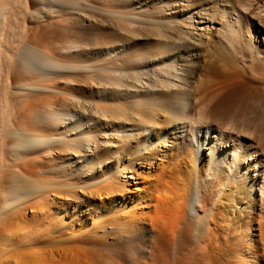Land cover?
Returning <instances> with one entry per match:
<instances>
[{"label": "bare ground", "instance_id": "obj_1", "mask_svg": "<svg viewBox=\"0 0 264 264\" xmlns=\"http://www.w3.org/2000/svg\"><path fill=\"white\" fill-rule=\"evenodd\" d=\"M9 1L0 0V28H2L1 26L5 21L6 10L13 0L10 3ZM183 1L176 0L167 4L164 8L167 10V14H170L167 20L165 19L167 23L169 21L174 22L175 14L179 10L183 11V8L188 9L198 6L195 0H186L187 3L195 2L189 6L184 5ZM52 2L61 8L64 2L71 5L77 1L53 0ZM78 2L76 5L80 4ZM50 5L52 4L50 3ZM109 10L111 11V9ZM208 10L211 11L209 13L210 17ZM208 10L197 7V10L188 16L190 21L188 23L184 22L186 25L190 24L193 31V22L197 23L199 27L203 28H201L204 31L202 33L190 32L184 38L182 36L183 31L178 28L181 24H175L174 26H170L172 23L166 24L175 30L176 36L182 41H178V43L181 42L178 48H173L169 43L170 48H167L168 51L164 48L166 52L164 51L165 53H162V55L184 49V54L176 60L173 59L174 61L169 60L168 62L164 60L158 66H155L150 74H148L150 70L148 72L147 70L140 71L139 73L122 71L125 68L144 66V64H140L142 60L132 61L125 58V64L123 63L121 66L120 63L118 65L114 62L111 63V66H106V69L118 68L120 70L117 73L113 72L114 74H107L106 78L101 75V78H105L103 82L107 81L108 77L110 80L108 86L106 85L107 89L102 92L100 90L98 94L104 96L103 98L111 94V100L119 99V94H122L123 97H128L125 102L121 104L100 103L99 99L101 100V98H97L98 101H95V99L89 100V96L86 98L87 96L82 93L77 98V105L78 103L81 105L78 106L79 109H74L73 114L71 111L66 112L67 110L63 111L62 114L48 113L52 115L50 117L53 118V121L42 119L43 124L45 123V126L43 125L44 130L41 128L38 132H25L24 130L23 132L20 130L21 128L18 129L20 127L19 121L14 124V127L9 128L7 126L6 130H3L4 132L0 131V137L5 140V144L10 139L9 145L7 144V148L3 151L4 155L7 154L6 150L11 153L15 151L14 155L16 156V153L20 150H31L43 146L47 149L48 154L51 149L57 148L59 145L61 155L66 157L68 155L65 154L71 153L76 156L75 153L71 152L69 145H79L78 140H84V147L78 153L80 156H85V158L79 159L80 161L76 158L75 162L81 164L83 160L86 162L88 157L90 159L87 162L92 160L90 166L86 165L88 166L86 167L87 171L82 172L83 174L80 175L81 177L84 176L85 179L72 176L65 169L59 168L58 163L53 162L50 168L37 167L35 164L30 165V168L25 172V176H18V174L4 175L5 170L3 173L0 171V264H126V261H129L130 264H264V246H262L264 244V224L259 221L260 217L255 212L258 197L262 198L264 196V159L261 158L260 153L262 151L259 152L257 146L251 143L248 146L241 145V153L236 152L234 158L232 155L228 160L227 155H225V152H228L227 149L218 150L216 144L226 142L225 146H227V141H232V139L229 135L230 130L226 128L220 130L218 134L215 131L213 133L209 128L210 121H208V118L211 117L214 110H218L217 107L220 106L219 97L222 92L227 90L221 81L212 77L216 71L213 73L211 66H208L211 77L207 73L209 75L208 84L203 87L199 99H195L193 96L189 97V84L193 82L196 71L200 69L202 63L206 60L202 61L201 55L205 43L203 36L208 34L205 30L210 23L213 24V22L219 21V18H215L214 12L220 14L226 12L223 6L219 10L218 5ZM206 15H208V18ZM23 19L21 20L23 21ZM241 22L244 23L238 15L231 16L229 21L226 22V28H220L225 30V48L228 49L230 58H233L237 51H241L242 54L245 52L250 53L249 47L242 42L244 34L239 27ZM22 25L24 23L21 24V27ZM158 30H161V28ZM14 33L13 35L19 37L20 33L16 34L15 31ZM167 34L169 35V33ZM22 35L20 38H22ZM160 36L162 38V34ZM18 37L16 38L20 42H16V38L13 40L11 37L12 42L18 43L16 47L11 48L9 44H7L8 49L0 47L2 50L7 49L9 51V56L6 57L3 53H0V72L4 71L3 74H5V77L1 75L2 78H5V81H2L3 79L0 77L2 79H0V83H5H2L4 86H0L3 87L1 89L3 92L12 87L16 91H28L31 89V85L26 84V80L29 79L28 76L39 74L44 78L43 76L49 70L47 69L49 68L47 67L48 64H46V62H49L41 59L39 54L41 52L38 53L34 46L30 45L29 40L25 41L23 39L24 41H21ZM0 41H2V38ZM8 41L10 40L8 39ZM4 50L0 52L5 53ZM1 54H3V58ZM162 55L160 54V56ZM155 56V58L154 55L146 58V64L151 65L153 61L160 58V56ZM230 63L232 64L230 67L232 66L234 71H237L238 69L233 65L234 62L230 61ZM250 63L255 69L260 67L256 61L254 62V59ZM60 67L62 66L60 65ZM149 75H152L151 79H147L146 76ZM91 77L88 78V83L91 84L93 80L94 85H98L95 78ZM172 80L177 82L173 83ZM25 81L26 83H24ZM34 86L36 87V85ZM193 89L194 87L191 93H193ZM91 97L94 98L95 96ZM35 101H40V99L33 102L35 103ZM34 103L29 105L31 109L37 107L32 106ZM89 107L90 111H87ZM85 110L88 112L86 118L83 117ZM49 111H46V113ZM72 115L76 118L69 117ZM224 121L227 122L228 120ZM66 123H69L67 128L70 131L63 129L59 132L60 140H58L59 137L55 139L58 135L56 137L52 136L53 131L47 132L54 129L56 127L54 125L60 124V126L64 125L65 127ZM29 126L31 125L29 124ZM71 126L73 127L71 128ZM194 126H205L207 128L203 134H196L194 138L196 143L189 140L186 135L187 131H193ZM31 127H29V130H31ZM239 137V134L234 137L235 143L230 142L231 147L233 145L235 147ZM103 139L107 140V146L112 144L110 150L101 151L99 149L101 146L98 148L97 143L100 140L103 141ZM76 140L78 143H76ZM90 143L93 145L92 150L90 149ZM103 143L106 144V141ZM56 145L57 147H54ZM163 145L166 147L171 146L176 149L175 152L185 154V157L188 156L195 164L197 163L196 156L200 150L199 162L195 172L189 179L184 180L183 175L185 172L182 173L181 167L175 166L178 165V160H167L163 164L162 162H156V159H163L162 156L160 158L156 154L161 151ZM88 149L92 151L91 154L88 153L89 151L87 152ZM175 152L170 153L173 155ZM204 155H206L205 159H203ZM173 156L171 159H173ZM36 157L35 159L38 158ZM67 159L70 162L74 160L71 156ZM116 159L119 160L117 164H115ZM33 161L37 162L34 159ZM95 161H97V164ZM210 161L217 165L216 171L212 181L205 185L203 181L205 168H207L206 166ZM44 162L48 163V160H44ZM85 162L82 164H85ZM233 162L236 163V169H231ZM136 164H141L142 166L138 167H142V169L137 170ZM224 164L227 165V169L229 168L230 171L222 167ZM8 165L11 164L8 163ZM96 165L100 166L103 172V175L98 178L95 177L94 171ZM143 165H147L148 168L144 169ZM113 166L116 170V177L113 173L115 171H111ZM10 169L8 168L5 172H9ZM2 174L4 175L3 179ZM133 174L140 177V181ZM119 176L127 177L128 183L131 181L130 178L132 181L135 179L132 182L135 189H127L125 187L127 183L120 180ZM3 182L4 184L7 183L6 186L2 185ZM258 186L259 189L257 190ZM221 188L220 196L215 197V194H219L218 191ZM79 190L84 191L87 195L86 201L89 212L93 209L96 214L91 227L81 233L73 227V224H76L75 218L64 223V217L67 214L66 209L72 201L77 199L75 194ZM81 202H85V200L82 199ZM261 203L264 206V202L261 201ZM259 206L262 207L261 204ZM26 208L29 212L26 218L29 222L26 223L29 225L25 226L26 229L23 226L26 236H7L12 234L10 232L12 227L20 219L25 218ZM256 215L258 218H256ZM255 220L259 224L260 234L258 236L253 234L251 230V225ZM261 220L264 221V219ZM93 226L96 229L105 227V235L101 234L102 236H99ZM147 239V248L143 253V250H139L137 246L141 242H146ZM65 242H68L67 247ZM128 242L132 243L130 249H127L125 245ZM73 246L78 247L77 252L74 251ZM127 250H131V252L128 253ZM52 251H54L53 255L57 256H55V260L48 258ZM67 256H69L68 260Z\"/></svg>", "mask_w": 264, "mask_h": 264}, {"label": "rangeland", "instance_id": "obj_2", "mask_svg": "<svg viewBox=\"0 0 264 264\" xmlns=\"http://www.w3.org/2000/svg\"><path fill=\"white\" fill-rule=\"evenodd\" d=\"M52 1L53 0L51 1L50 0H13L12 4L10 5L11 8L10 7L8 9L6 8L7 12L5 13V17H4L5 21L3 22V26H1L2 28H0V40L2 38V41H0V47L2 46V48L8 49L7 44H9L11 48L16 47L18 44L16 42L18 41L20 42V40L16 38L18 36L13 35L15 34L14 31L16 32V34L20 33L18 38H20L21 34L24 35L25 33L24 35L25 38H23L24 36L22 35V38H20L21 41L29 40L30 45L32 47L34 46V49L38 53L41 52L39 53L41 59L44 60L45 62L46 61L49 62V63L46 62V64H48L47 67H49L47 69L49 70L47 71L45 76H43L44 78H42V76H40L39 74L28 76L29 79L26 80L27 83L26 81L24 83H26L27 85H31V89L28 90L29 92L27 90L25 91L17 90L16 91L14 87L8 88V91H6L7 90L6 89L3 92V90H1L3 87H0V103H1L0 131L1 132H4L7 126L9 128L14 127V124L18 123L19 121H20L19 122L20 127H18V129L21 128L20 129L21 131L24 130L25 132L26 131L27 132L29 131L38 132L39 130H41V128L42 129L44 128L43 125L45 123L43 124V120L53 119L52 117H50L52 115H49L48 113L53 114L55 112L54 114L56 113L62 114L67 110L66 112L71 111V113L73 114L76 108L79 109L81 104L78 103L77 105V98H79V96H81L80 94L82 93L87 96L86 98H88L89 96L88 98L89 100L95 99V101H98L97 98H101V100L99 99L100 103L104 102L105 104H112V103L121 104L125 102L128 99V97H123L122 94H119V97H118L119 99H116V100H111V97H110L111 94L108 96H105V98H103L104 96H100L98 94L104 91L105 89H107L106 85L108 86L109 84L108 82L110 80L109 77L107 81L103 82L106 78L105 76L110 73L111 74L117 73V71L120 70L118 68H113V69L111 68V70H113L111 71L110 69H106V66H111L113 64L112 62L117 63V64L120 63V66H121L124 63L125 58L131 59L132 61L142 60L140 61V64L142 63V65L144 64V66H140V67L138 66L135 68L134 67L125 68L122 71L127 72V73H130V72L139 73L140 71L147 70L148 72L150 70L148 73L150 74L153 68L155 66H158L159 63L163 62L164 60L167 62L169 60L171 61L176 60L178 57H181L184 54L185 52L184 49H178L174 51L173 53L162 55V53L166 52L167 48L168 49L170 48L168 45L169 43H171L170 45H172L173 48L174 47L178 48V46L181 44V42L178 43V41H182V39L180 40V38L176 36V32H174L175 30H173V28H171L170 26H174L175 24H181L178 28H180L183 31L182 36L184 38L187 37L188 33L190 32L191 33L193 32L202 33L204 32L202 30L203 28L199 27L197 23L193 22L194 24V31H193L190 27V24L186 25L184 24V22L188 23V21H190L188 16H190L192 12H195L197 10V7L202 8V9L205 8L208 10L215 5H218L219 10L223 6V9H226V12L221 13L222 15L219 12H218L219 14L214 12L216 16L215 18H219V21H218L219 23L218 22L216 23L213 22V24L210 23L208 28H206L205 30L206 33L208 34L207 35L204 34L205 37L203 36V39H204L203 41L205 43L201 50V55L203 59L202 61L206 59L205 60L206 63L205 61L203 63L201 62L202 65L200 69L196 71L194 75L195 77L193 78V82L189 84V89H190L189 97L193 96L195 99L196 98L199 99V97L201 96L203 87L206 86V84H208L207 82L209 79V75L211 77V74L208 69L209 68L208 66H211L213 68V73L216 71L212 75V77L214 79L221 81L222 84L226 86L227 90L225 89L226 91L222 92V94L219 97L220 106L217 107L218 110H214L212 112L211 117L208 118V121H210L209 128L210 130H212L213 133L215 131L217 132V134L218 132H220V130L222 131V129L226 128L227 130H230L231 133H229V135L231 136V139H232V141L230 140L227 141V146H225L226 142H222L221 144H216L218 150L221 151L223 149L225 150L227 149L228 152H225V155H227L228 157L227 159L229 160V157H232V155L234 158V154L236 155V152L238 154L241 153L242 146H248L251 143L257 146V149L259 150V152L260 150L262 151L260 152L261 158L264 159V67H263L264 66V0H227V1L226 0H222V1L221 0H211V1L195 0L198 6H194L193 8L190 7L188 9L183 8V11L179 10L175 14L176 18H174V22L169 21L168 23L166 20H167V17L170 16V14H167L168 12L164 8L167 6V4L175 2L176 0H81V1L79 0L80 4H77V5L76 3L78 2V0H75L77 2H74L73 0L75 4L70 5L69 3L64 2L61 8L60 6L56 5ZM184 1L183 3L186 6H189L191 3L192 4L195 3L193 1L190 3H187L186 0ZM10 2L11 0L9 1V3ZM50 3L52 5H50ZM109 9H111V11ZM157 10L158 12H156ZM14 11L16 12L14 13ZM208 11H209L208 12V15H209L211 11L210 10ZM208 15H206L207 18H208ZM235 15H238V17H240L244 21V23L241 22L240 24L241 26L239 25V27L244 34L242 42L244 45H247L249 47L248 50L250 53L248 54V52H245L242 54L241 51H237L234 57L230 58V56L228 55V49L225 48V45H226V40L224 39L225 30H222V29L226 28L225 27L226 22L229 21L230 17L231 16L234 17ZM21 19H23V21ZM23 23L24 25H22L21 27V24ZM169 23L170 24L172 23V24L168 26ZM182 24H183V27H182ZM159 28H161V30H158ZM155 29H157L158 31ZM207 29L210 31H208ZM211 30H213V32H211ZM167 33H169V35ZM161 34H162V38L160 36ZM11 37L13 40H15L16 38L17 41L16 42L13 41L15 42L13 43L11 41ZM8 39L10 41H8ZM9 42L10 43L12 42V43L10 44ZM173 43L176 46H174ZM4 44L7 46L5 47ZM7 49L5 50L3 49L4 51H6L5 53L0 52V53H3L5 57L9 56L8 55L9 51H7ZM3 50L1 49L0 51H3ZM3 54H1L2 58H3ZM160 54L162 56H160ZM153 55H154V58L156 57L155 55L160 56V58L153 61L151 65H147L146 64L147 62L145 61V59L151 56L153 57ZM253 59H254V62L256 61L259 64L260 67L258 69H255L250 63L253 61ZM230 61L234 62L233 65L238 69L237 71H234V68L232 66L230 67V65H232ZM60 65L62 67H60ZM252 67L255 70H253ZM3 72H0L1 78H2L1 75L3 76L5 75L3 74ZM207 73H209V75ZM101 75H103V77L105 78H101L102 77ZM151 76L152 75H149L146 77L147 79L148 78L151 79L152 78ZM4 77L2 78L3 80L1 78L0 79L2 81H5ZM89 77L91 78L94 77L98 85L97 84L94 85L93 80L91 84L88 83ZM100 78L102 79V81ZM172 82L174 83L177 81L172 80ZM3 84L0 86H4ZM34 85H36V87ZM191 87L192 88L194 87L193 93H191V90H192ZM17 92L18 94L20 93L19 96L18 94H16L17 96L15 95V93ZM91 96H95V97L93 98ZM37 98L40 99V101H37V102L35 101L34 103L33 101L38 100ZM44 98H46V100H44ZM90 98H93V99H90ZM29 102L34 103L32 104V106L34 105V106H37L38 108L36 107L35 109H31V107L29 106L31 103ZM39 102H41V104H39ZM89 109L90 107L87 109V111ZM46 111H49V112L46 113ZM87 111L85 110L83 112L84 118L87 117V114H88ZM46 115L48 116V118ZM69 117H71L72 119L76 118L75 116L73 117V115ZM15 118L17 121L15 120ZM224 120H228V121L226 122ZM222 122H224L226 125L223 124ZM28 123L32 127L29 126ZM68 124L69 123H66L65 127L64 125L60 126V124L54 125V127L55 126L56 127L55 128L52 127L54 129L52 130L50 129L47 132L53 131L55 135L53 134L52 136L56 137L58 135L55 139L59 137L58 140H60L61 138L58 134L59 132L63 131V129H67V131H70V129L68 130L67 128ZM29 127H31V130H29ZM36 127L38 130L36 129ZM72 127L73 126H71V128ZM192 130L193 131L191 132L187 131L186 135L189 140L196 143V140L194 139L196 134H200V135L203 134L207 130V128L205 126L203 127L194 126ZM240 133H242L243 136L240 135ZM238 134L240 136L239 138H237L238 143L235 145V147L234 145L231 147V143H235V141L233 140L234 137H236V135ZM60 135L62 136V133ZM0 140L3 141V142L0 141V163H1L0 171H2L1 173H3L4 170L7 171L8 168H11L10 171L7 173L4 171L5 173L4 175H9V174L17 175L18 174V176H25L26 175L25 172H27V170L30 168V165L35 164L37 167L42 166L41 168H46V167L50 168L52 167L51 163L53 162L55 164L58 163L59 168L65 169L72 176H75L76 178H79V179L80 178L85 179L84 176L81 177L80 175L87 171L86 167L88 166L86 165L90 166L92 163V160L90 162H87L88 159H90L89 157L86 160V162L83 160L81 164L80 162H75L76 158H78L77 159L78 161L85 158V156L84 157L82 155L80 156L78 153V151L80 149L82 150L84 147V140L83 141L78 140L79 145L71 144L72 147L69 145L71 152L73 154L75 153L74 155L76 156H73L71 153H69V154H65V155H68L66 157L60 154L61 147L59 145L58 147L57 145L54 146L57 148L53 147L54 149H51L50 153L48 154H47V149L43 146V147H38L39 149L33 148L31 150H28V149L27 150L25 149L22 151L20 150L18 153H16V156L14 155L15 151L11 153L9 150H6L7 154L5 153L4 155L3 151L4 149L7 148V144L9 145L10 139H9V142H6V144H5V140L2 139L1 137H0ZM101 141L102 140H100V142L97 143L98 148L101 146L99 148L101 149V151H108L112 148L111 147L112 144H109L107 146L108 142L106 139H103L102 142ZM105 141H106V144L103 143ZM78 142L76 140V143ZM1 143L2 144L4 143V145H2ZM89 145L91 147L90 149L92 150V146H93L92 143H90ZM74 147H76L75 148L76 150L74 149ZM161 148H162L161 151L156 154H158L157 156H159L160 158L162 156V158L163 159L165 158V159L164 161L163 159L162 160L156 159V162L158 163L162 162L163 164L167 160H170V161L178 160L177 161L178 165L175 163L176 164L175 166L179 168L181 167L182 173L185 172V174L183 175V177H185L184 180L189 179V177H191L193 172H195L197 163L199 162L200 150L196 156L197 163L195 164L192 160L189 159L188 156L185 157V154L181 152H178L179 153L178 154L177 152H175L176 149H173L171 146L166 147L165 145H163L161 146ZM90 149L87 150V152L89 151L88 152L89 154L92 153ZM76 151H77V154H76ZM170 152L171 153L175 152V154H173L175 156L171 155ZM163 153L165 154L167 153V154L165 155ZM17 155L19 156L18 158H17ZM69 156L73 157L74 160L73 161L71 160L70 162L67 159V157ZM172 156H173V159H171ZM35 157L37 159H35ZM40 157L42 158L43 163ZM32 158L37 162H34ZM205 158H206V155L203 156V159ZM38 159L40 160V162L38 161ZM44 160L46 161L48 160V163L50 162V164H48L47 162H44ZM84 162L85 164H82ZM118 162L119 160L116 159L115 164H117ZM8 163L11 165H8ZM19 163L21 165L23 164L25 165L21 166ZM27 163H29L28 164L29 166L27 165ZM95 163L97 164V161H95ZM235 164L236 163L234 162L232 163L231 169H236ZM136 165H137L136 166L137 170L142 169V167L141 168L138 167L141 164L140 165L136 164ZM216 166L217 165L211 161L206 166L207 168H205V174H204V180H203L205 185H207L210 181H212V177L214 176V173L216 171ZM143 167L144 169L148 168L147 165L145 166L143 165ZM222 167L227 169L226 164H224ZM4 168H7V169H4ZM94 168H95L94 171H95L96 178L103 175V172L101 171L100 166L96 165ZM260 168H263V167H260ZM112 170L115 171L113 173H115V177H116V170L114 166L113 168H111V171ZM227 170H229V168ZM4 175L1 176L2 179ZM133 176L137 177L138 178L137 180L140 181L141 178L138 177L136 174H133ZM119 178L120 180H124L123 182L127 183L125 186L127 189H135L134 188L135 185L134 183H132L134 182L135 179H133L132 181V179L130 178L131 181L128 183L127 177L124 178V177L119 176ZM6 184H7L6 182L5 184L4 182L2 183V185L4 186H6ZM258 189H259V186L257 187V190ZM221 190L222 188L218 191L219 194L218 193L215 194V197H217L218 195L220 196ZM76 194L75 196L79 200L73 199L74 201H72L69 207L66 209L67 214H65L64 223H66V221H70L73 218H75L76 224L75 225L73 224V227L75 228V230L81 233L91 227V223L95 219L96 214L93 209H91L90 212L88 210V207H87L88 204L86 201L87 200L86 193H84V191L82 190H79V192ZM262 198L258 197L257 203L255 202L257 204V209L255 212L257 213L258 217H260L259 221H262V223L264 224V221L261 220V219H264V209H263L264 206L261 203V201L264 202V196ZM82 199L83 201L85 200V202H81ZM260 204L262 205V207L259 206ZM259 213L261 214L259 215ZM28 215H29V212H28V209L26 208L25 218L20 219L15 224V226L17 225L16 228H14L15 226H13L12 229L10 230L12 234H8L7 236H10V235L11 236H26L25 231L23 230L26 229V227L29 225L28 224L29 222L26 219ZM257 215H256V218H258ZM102 225H105V224H102ZM258 225L259 224L257 223V220H255L254 223H252L251 225V230L253 234H255L256 236L260 234L258 230ZM23 226L24 227L26 226V227L23 229ZM93 228H95V226H93ZM94 230L100 236L101 234L102 235L104 234V231L106 230V228L104 227L100 229V227H98L97 229L95 228ZM147 243H148V239L146 242H143V243L141 242L140 245L138 244L137 247H139V250L140 249L143 250V253H144V251L147 248L146 247ZM67 244L68 242L65 245L66 247H67ZM130 244L132 243L128 242L125 244L127 249H130L131 247ZM262 246H264V244H262ZM73 247H74L73 248L74 251L77 252L78 247L76 246H73ZM66 251L64 252L65 254H66ZM129 252H131V250L128 251V253ZM53 254H54V251H52V253L49 254L48 258L50 257L49 259H54L56 255H53ZM68 257L69 256H67V260L69 259ZM0 261H1V258H0ZM263 262H264V257H263ZM125 263L130 264L129 261H126Z\"/></svg>", "mask_w": 264, "mask_h": 264}]
</instances>
